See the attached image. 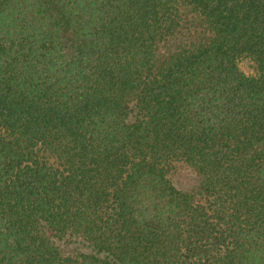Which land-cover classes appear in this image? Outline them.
I'll return each instance as SVG.
<instances>
[{
	"label": "trees",
	"instance_id": "obj_1",
	"mask_svg": "<svg viewBox=\"0 0 264 264\" xmlns=\"http://www.w3.org/2000/svg\"><path fill=\"white\" fill-rule=\"evenodd\" d=\"M0 264H264V0H0Z\"/></svg>",
	"mask_w": 264,
	"mask_h": 264
},
{
	"label": "rangeland",
	"instance_id": "obj_2",
	"mask_svg": "<svg viewBox=\"0 0 264 264\" xmlns=\"http://www.w3.org/2000/svg\"><path fill=\"white\" fill-rule=\"evenodd\" d=\"M239 65L244 72H253V62L251 60L243 58L240 60ZM174 179L178 186L186 188L194 183L195 174L189 167L182 166L174 173Z\"/></svg>",
	"mask_w": 264,
	"mask_h": 264
}]
</instances>
